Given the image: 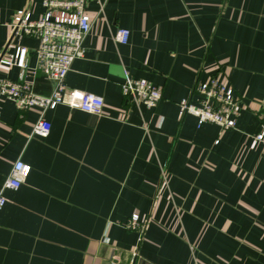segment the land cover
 Returning <instances> with one entry per match:
<instances>
[{"label": "crops", "instance_id": "crops-1", "mask_svg": "<svg viewBox=\"0 0 264 264\" xmlns=\"http://www.w3.org/2000/svg\"><path fill=\"white\" fill-rule=\"evenodd\" d=\"M44 0H0V58L21 46L26 69L0 63L49 97L32 37L12 38L15 13ZM93 21L67 91L104 101L101 116L58 105L18 110L0 95V264H264V0H88ZM119 29L127 43L115 41ZM127 77L162 91L150 109L126 99ZM220 80L237 128L198 127L178 103ZM30 173L3 189L14 163ZM137 214L143 232L126 224Z\"/></svg>", "mask_w": 264, "mask_h": 264}, {"label": "built area", "instance_id": "built-area-1", "mask_svg": "<svg viewBox=\"0 0 264 264\" xmlns=\"http://www.w3.org/2000/svg\"><path fill=\"white\" fill-rule=\"evenodd\" d=\"M88 0H44L43 14L36 20L31 18L27 10L17 11L12 21V38L32 37L38 42L35 50L36 70L54 84L49 97L35 92L32 83L25 80V72L16 80L0 77V95L14 103L18 110L25 111L38 108L41 117L34 126V132L47 134L51 124L43 118L48 109L58 105H67L71 109L80 110L96 116H101L104 101L101 97L80 90L67 91L66 77L74 61L84 57L83 41L90 34L93 26L91 17L87 14ZM130 32L119 29L114 36L118 43L128 42ZM28 50L17 47L14 54L0 58V63L6 66H17L26 69L25 58ZM122 95L133 102L142 103L150 109L156 108L162 100V91L147 81L127 77L121 86ZM197 104L190 99L178 103L179 115H191L197 119L198 127L206 123L217 125L221 130L237 128L239 110L237 101L227 93V87L218 79H210L200 83L193 89ZM257 142L264 144V128L255 137ZM30 173V166L17 160L10 174L6 177L3 189L17 190ZM6 198L0 192V209L6 205ZM131 231L143 232V225L137 214L132 215L126 224Z\"/></svg>", "mask_w": 264, "mask_h": 264}]
</instances>
